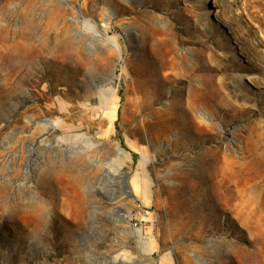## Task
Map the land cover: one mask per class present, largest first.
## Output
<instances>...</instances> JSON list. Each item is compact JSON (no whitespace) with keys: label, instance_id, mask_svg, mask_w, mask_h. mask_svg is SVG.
Segmentation results:
<instances>
[{"label":"rangeland","instance_id":"374dc122","mask_svg":"<svg viewBox=\"0 0 264 264\" xmlns=\"http://www.w3.org/2000/svg\"><path fill=\"white\" fill-rule=\"evenodd\" d=\"M0 264H264V0H0Z\"/></svg>","mask_w":264,"mask_h":264},{"label":"bare ground","instance_id":"6f19581e","mask_svg":"<svg viewBox=\"0 0 264 264\" xmlns=\"http://www.w3.org/2000/svg\"><path fill=\"white\" fill-rule=\"evenodd\" d=\"M28 46H29V45H28ZM22 47H23V46H22ZM25 48H26V47H25ZM37 48H38V47H37ZM37 48H36V49H37ZM21 50H22V49H21ZM37 52H38V50H37ZM46 131H47V130H44V131H42V133H40V134H41V135H44V134H46Z\"/></svg>","mask_w":264,"mask_h":264}]
</instances>
